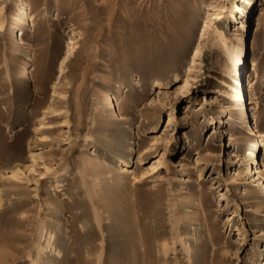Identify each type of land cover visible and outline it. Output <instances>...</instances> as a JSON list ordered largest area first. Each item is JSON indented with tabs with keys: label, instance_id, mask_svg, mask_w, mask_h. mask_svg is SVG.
<instances>
[{
	"label": "rangeland",
	"instance_id": "rangeland-1",
	"mask_svg": "<svg viewBox=\"0 0 264 264\" xmlns=\"http://www.w3.org/2000/svg\"><path fill=\"white\" fill-rule=\"evenodd\" d=\"M28 1L0 0V264H264V0Z\"/></svg>",
	"mask_w": 264,
	"mask_h": 264
},
{
	"label": "bare ground",
	"instance_id": "bare-ground-1",
	"mask_svg": "<svg viewBox=\"0 0 264 264\" xmlns=\"http://www.w3.org/2000/svg\"><path fill=\"white\" fill-rule=\"evenodd\" d=\"M22 1L24 2V5L26 4L28 5L29 3L28 0H22ZM257 1L258 0H248L249 7L251 6L253 7ZM249 7L248 8L242 7L240 9L242 15L241 17H239V19H237V21H240L242 23V27L244 29H247L245 17L248 16ZM255 22L256 23L254 24V33H256L260 27V15L257 17ZM249 29H250V34H251V30H253V26H251ZM233 40L230 37H225L224 35H222L218 43V47L222 54V60L220 61L221 67L231 76L232 81L234 83V84L233 83L231 84L227 82V85L230 88V90L226 89V94H229L232 97L237 98L238 103L236 105H237L238 110H240L238 114H240L242 110L245 109V106L242 102L245 96L242 90L243 80L241 81V77L243 73H245V75L247 76V78L244 79V82L246 81L247 85L252 80L253 66L247 65L246 58H247V55L249 57L250 50H252V53L254 52V37L250 36L249 40L247 41L245 34L242 33L236 37V41H233ZM196 54H197V51L195 52V55ZM187 83L188 81L186 78L184 79V83H182L181 86L183 88L187 87ZM107 104L110 108H115L114 99L111 96H108ZM249 130H250L249 131L250 134L258 137V139L253 143L252 148H250V152L247 153V155L253 159V161L250 162V164L252 165V164L259 163V161L257 160V156H256V150L261 149V147L264 146V133H260L257 129H255V127H252V126L249 127ZM254 171L260 174L259 173L260 171L257 168V166L254 167ZM261 184L264 187L263 181Z\"/></svg>",
	"mask_w": 264,
	"mask_h": 264
}]
</instances>
